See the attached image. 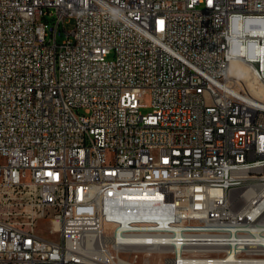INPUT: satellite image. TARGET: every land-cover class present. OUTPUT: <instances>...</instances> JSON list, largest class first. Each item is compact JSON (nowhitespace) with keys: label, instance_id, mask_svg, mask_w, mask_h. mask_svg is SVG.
Returning a JSON list of instances; mask_svg holds the SVG:
<instances>
[{"label":"built area","instance_id":"built-area-1","mask_svg":"<svg viewBox=\"0 0 264 264\" xmlns=\"http://www.w3.org/2000/svg\"><path fill=\"white\" fill-rule=\"evenodd\" d=\"M237 60L264 88V0H0V264H264Z\"/></svg>","mask_w":264,"mask_h":264},{"label":"rangeland","instance_id":"rangeland-1","mask_svg":"<svg viewBox=\"0 0 264 264\" xmlns=\"http://www.w3.org/2000/svg\"><path fill=\"white\" fill-rule=\"evenodd\" d=\"M75 26V22L73 20H70V21H67L65 23V30L66 31H71ZM61 34L60 36L58 37V41L59 43H61L63 40L66 39V34L65 32H63V26H61ZM231 72L232 73H235V72H239L240 74H242L243 76H241V78L239 79L238 78V84L239 85H242V86H245L246 88L248 87H253V86H259V90L257 89H254L256 92L257 91H262L261 92H258L259 93V96L260 94H264V88L262 86L259 85V83L253 78V76L251 75L250 73V70H249V67H246V69L241 65V64H232V67H231ZM258 94H256L257 96ZM143 104L145 105L144 107H142L140 110H141V113L144 114V115H147L149 113L152 112V99H151V96L150 95H145L144 98H143ZM143 258H141L140 261H142ZM151 263L150 264H162L161 261H165V256L163 255H160V254H155L152 256V258L150 259Z\"/></svg>","mask_w":264,"mask_h":264},{"label":"bare ground","instance_id":"bare-ground-1","mask_svg":"<svg viewBox=\"0 0 264 264\" xmlns=\"http://www.w3.org/2000/svg\"><path fill=\"white\" fill-rule=\"evenodd\" d=\"M241 64L245 69L246 67H249L244 62L237 60L233 61L232 64ZM231 64V67H232ZM231 69V68H230ZM254 87V86H253ZM257 88V86H255ZM259 90V86L258 89ZM261 92L262 91H257ZM261 228H264V215L261 216ZM144 229H150V221H145V216H138L135 219V231L137 235H144ZM260 245L264 246V235H261L260 237ZM166 263L167 264H180V258L176 257V252H169L166 256Z\"/></svg>","mask_w":264,"mask_h":264}]
</instances>
